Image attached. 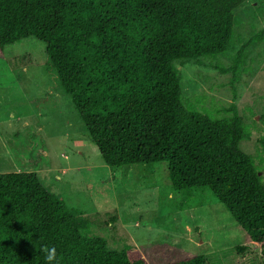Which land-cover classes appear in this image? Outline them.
<instances>
[{
	"label": "trees",
	"instance_id": "obj_1",
	"mask_svg": "<svg viewBox=\"0 0 264 264\" xmlns=\"http://www.w3.org/2000/svg\"><path fill=\"white\" fill-rule=\"evenodd\" d=\"M246 1L0 0V59L27 38L44 45L104 165L165 162L173 193L208 190L261 244L259 258L237 247L223 264H264V167L240 150L249 132L235 105L215 118L182 103L175 63L226 53ZM74 214L35 173L0 174V264H205L168 244L110 251Z\"/></svg>",
	"mask_w": 264,
	"mask_h": 264
},
{
	"label": "rangeland",
	"instance_id": "obj_2",
	"mask_svg": "<svg viewBox=\"0 0 264 264\" xmlns=\"http://www.w3.org/2000/svg\"><path fill=\"white\" fill-rule=\"evenodd\" d=\"M264 0H247L233 12L230 49L194 63H175L185 106L215 118L235 105L248 132L240 150L264 167ZM241 52L239 70L222 73ZM3 78V79H1ZM0 174L35 173L51 194L80 220L84 233L110 251L168 244L205 264H223L235 248L260 257L227 209L208 191L173 193L165 162L111 168L98 150L44 52L27 38L0 59ZM11 142L1 144L6 136ZM262 182L264 184V174Z\"/></svg>",
	"mask_w": 264,
	"mask_h": 264
},
{
	"label": "crops",
	"instance_id": "obj_3",
	"mask_svg": "<svg viewBox=\"0 0 264 264\" xmlns=\"http://www.w3.org/2000/svg\"><path fill=\"white\" fill-rule=\"evenodd\" d=\"M1 79H3V78H1ZM4 84L2 83V82H0V86H3ZM5 141L4 142H1V144H7V143H9V142H11L12 140H14V139H12V137L11 136H6L5 137Z\"/></svg>",
	"mask_w": 264,
	"mask_h": 264
}]
</instances>
